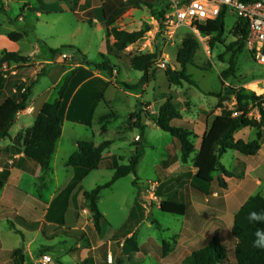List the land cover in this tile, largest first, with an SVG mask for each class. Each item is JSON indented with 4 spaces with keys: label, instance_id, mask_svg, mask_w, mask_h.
<instances>
[{
    "label": "rangeland",
    "instance_id": "1",
    "mask_svg": "<svg viewBox=\"0 0 264 264\" xmlns=\"http://www.w3.org/2000/svg\"><path fill=\"white\" fill-rule=\"evenodd\" d=\"M172 4L173 0H152L146 6L133 8L127 14L120 15L124 5L121 0H0V35L22 33L24 38L18 44V51L25 57H32L23 71H17L15 65L7 68L11 75L20 77L24 88L32 86L38 75L50 66L66 65L71 71L73 66L83 62L82 57L71 49H64L57 55H51L49 49L74 46L90 63H101L102 57L108 56V42L112 41L107 37L105 22L111 24L110 28L130 32L145 30L144 38L130 46L126 54H159L152 79L144 85H140L143 74L129 66H126V70L117 67L112 75L104 73L108 88L105 80L94 76L91 70H81L73 79L64 107H72L74 114L81 118L77 126L78 136L83 141L98 145L111 142L112 146L104 156H116L121 159L122 165L128 164L135 151L134 145L138 142L142 145L143 154L136 175H129L102 191L98 201V208L103 215L100 230L96 229L93 213L81 196L84 189L92 191L111 182L114 171L102 167L99 171L89 172L90 175L82 184H76L72 190L70 202L78 207L84 220L81 227L84 228L82 232L86 239L82 245L89 250L85 261L78 259L80 250H75L72 240H68V245L64 246L66 251L61 256L52 254V225L64 227L60 204L65 199L58 196L46 217L52 194L57 192L58 185L67 187L74 184L76 180H73V174L67 176L58 170V181L52 184L51 174L44 188L32 170H25L19 187L22 192L17 193L12 186L5 191L9 199L8 203L0 206V234L4 248L22 249L27 264L48 254L53 259L52 264H189L190 255L175 253L174 250L179 242L192 234L196 236L194 242L197 243L194 250L205 247L219 233L222 243L231 254L234 216L250 197H264V129L261 130L262 147L255 157L234 151L223 155L222 165L235 177L227 179V190L213 185L212 197L206 199L207 202L199 199L200 202L193 201L190 193L196 153L184 164L180 160L181 153L175 139L150 121V116L158 115L169 98L180 108L181 113L203 117L220 112L218 98L210 94H222L228 100L225 108L234 110L237 106V91L245 89L257 97L264 89V66L255 61L244 42H239L232 50L229 48L238 42L233 33L239 22L235 12H226L223 43L211 47V38L195 32L193 28H175L168 23ZM102 5L103 8L98 12L102 22L91 25L86 12ZM188 37L196 38L200 43L198 52L186 69L198 88L187 84L183 88L171 87L165 75L166 67L170 65L174 70H181L176 57ZM241 46L243 50L239 52ZM235 52L236 73L223 79L222 74L228 70ZM109 58L113 65L119 62ZM59 77L60 72H57L52 77L39 79L26 111L17 116L10 137L2 145L7 147L4 154H0V169H4L3 172L10 175L11 169L19 167L15 159L13 163L8 162L9 158L22 153L14 146V140L19 133L34 125L35 122L28 117L34 116L39 104L55 101L57 90L65 78L57 83ZM10 95V91L3 93L0 104ZM103 96L104 100H101ZM135 112L137 115L134 116ZM105 116H111L112 119L105 123L107 131L102 132L100 119ZM138 120L145 127L144 131L137 127ZM175 125L184 124L176 122ZM66 129L68 132V124ZM203 131L204 126L193 131L195 149ZM257 135L258 130L247 129L237 138L251 142L257 139ZM9 155L12 157L7 158ZM64 159L65 153L61 152L57 166L64 165ZM28 162L38 167L33 161ZM19 172L20 168L14 174L18 175ZM22 195L25 199L20 206L16 196ZM2 196L3 192H0V201ZM168 198L187 204L184 217L160 210V204ZM221 199L225 200L223 204ZM136 202L140 209L136 218L131 219ZM65 230L67 228L56 229V235L63 236ZM132 237V243L127 244L126 241ZM166 246L168 252L165 255ZM110 256L113 258L112 263L108 261ZM0 264H19L13 251L1 249V241Z\"/></svg>",
    "mask_w": 264,
    "mask_h": 264
},
{
    "label": "trees",
    "instance_id": "2",
    "mask_svg": "<svg viewBox=\"0 0 264 264\" xmlns=\"http://www.w3.org/2000/svg\"><path fill=\"white\" fill-rule=\"evenodd\" d=\"M149 2H152V0H129L125 4L128 8H138L142 5H148ZM77 17L80 19L79 15ZM225 18L226 12H223L218 19L198 26V31L203 36L211 38V47H215L218 43H223ZM93 19L90 16L87 21L92 25ZM104 26L107 37L113 39V43L108 42V56H103L101 63H90L88 58L74 46L62 47L56 50L49 49L51 55H57L64 49H71L82 57L83 62L72 67V71L65 76L63 83L57 90V98L53 102L44 104L34 125L25 132L19 133L14 140V146L20 149L27 159L40 166L42 175L39 179L44 188H46L45 183L52 174V162L63 134L62 119L60 117L62 101L77 72L83 66H93L99 72L112 75L117 70V66L113 65L110 61L109 57H112L119 62L129 65L132 70L142 73L140 85L149 83L152 79L153 69L159 60L157 52L154 54H140L138 56H131L125 53L130 46L139 43L144 38L145 30L128 32L118 28H110L111 24L109 22H105ZM233 33L238 42L233 43L229 47L231 50L239 42H244L246 45L248 27L242 19H239V22L233 29ZM8 38L16 43L20 42L24 36L22 33L14 32L9 34ZM199 48L200 43L196 38L188 37L184 40L176 57V62L181 67V70H174L170 65L165 70L166 78L171 87L183 88L187 84L198 88L197 83L191 75L187 74L186 69L191 65ZM242 50L243 46L238 51L242 52ZM236 54L237 52L232 56L228 70L223 72V79L235 75ZM30 61V57H25L17 52L3 50L0 53V95L7 88L10 89L11 93L0 104V142L10 137V131L16 122V118L21 112L26 111L33 89L38 84L39 79L46 77L54 67L50 66L44 69L32 86L24 88V83H22L20 77L18 75H11L7 68L10 65H15L18 67L17 71H23L27 69L26 65ZM210 96L218 98V109H221L222 113L214 119L211 127L203 136L200 149L197 153L192 141L194 136L192 125L189 123L183 126L175 125L176 122L182 120V113L171 98L160 108L158 115L150 116V121L156 127L169 133L175 139L180 149L181 161L184 164L196 153L193 161V169L196 171V174L193 177L191 189L194 195L203 200L212 197L213 185H217L222 190H227L226 179L235 177L222 165L221 158L223 155L229 151H234L247 157H255L261 150L263 139L261 134L262 122L251 119L249 116L253 107L263 102V98L256 97L254 93L248 90L240 89L236 93V108L229 110L224 106L228 100L222 94H210ZM133 115H137V112ZM111 116H105L100 119V123L103 125L102 132L107 131L105 123L112 119ZM139 121L136 122V125L144 131L145 127ZM245 128L258 130L257 139L251 142L236 141L235 135ZM111 146L112 143L109 141L103 142L100 145H96L92 141H81L78 144V150L70 156L67 162L68 168H83L94 172L104 167L107 170L114 171L111 182L98 186L92 191L84 192V199L93 213L94 224L97 230H100L101 220L103 219V215L98 208V201L102 191L111 188L117 181L129 175H136L143 154L142 145L138 142L134 145L135 151L128 164L122 165L120 164V158L116 156H104ZM8 177L9 173L3 172L0 174V191L4 189ZM221 202H223V199H221ZM139 209L140 205L136 202L131 213V219L136 218V213ZM160 210L166 214L184 217L187 212V204L183 201L168 198L160 204ZM251 212L264 213L263 196L256 195L250 197L234 216L231 228V235L233 237L231 241V254L222 243L219 233H216L209 244L195 250L188 257L189 264H264V248L253 246L254 241L257 239V230L264 232V220L250 221L248 217ZM70 233L75 236L78 232H67L68 235ZM133 239V237L130 238L126 243H132ZM164 252L166 255L168 252L167 246L164 247ZM22 253V249H17L13 252L14 258L18 259V262L21 264L25 262L24 257L21 256Z\"/></svg>",
    "mask_w": 264,
    "mask_h": 264
},
{
    "label": "crops",
    "instance_id": "3",
    "mask_svg": "<svg viewBox=\"0 0 264 264\" xmlns=\"http://www.w3.org/2000/svg\"><path fill=\"white\" fill-rule=\"evenodd\" d=\"M121 1L123 2L124 5H123V10L120 11V15H122V14L125 15V14H127L129 12V10H132L133 8H128L126 6L125 3H127L129 0L128 1L121 0ZM102 8H103V5L99 6L97 8L90 9L89 11L86 12L87 17L88 18L90 16L93 17L94 18L93 19V23L102 22L101 16L98 13ZM92 12H94V13L91 14ZM125 31H127V30H125ZM128 32H130V31H128ZM110 40H112L111 43H113V39H109V41ZM19 43L20 42H16V43L12 42L8 38V36H6L4 34L0 35V51L6 50L8 52H17V53L21 54V52L18 51L19 50L18 49L19 48V46H18ZM102 56H103V54H102ZM30 58L32 59L31 56H30ZM116 66L120 67L122 70H126L127 69L126 66H129V65L124 64L122 62H118L116 64ZM84 69L88 70V71L89 70L94 71V76H99V77L103 78V80H105V82L107 83V88L109 87L107 78L104 75V73L97 71L93 66H89V67L88 66H83L81 70H84ZM71 71L68 70L66 67L56 66V67H53L50 70V72L48 73L46 78L47 77L48 78L52 77L53 74H55L57 72H60V77H59L58 82H57V83H59L60 80L64 76L69 74ZM80 71H78L77 74ZM76 75L74 76V78L76 77ZM73 79H72V81L70 83L69 89L71 87ZM69 89H68V91H69ZM7 91L9 92L10 89L9 88L5 89V91L3 93H5ZM68 91H67V93H68ZM3 93H1V95H3ZM67 93H66V95H65V97H64V99L62 101V107H61V110H60V117L62 119L63 134H62V137H61V139H60V141L58 143L56 155H55L54 160L52 162V184L55 181H58L57 180L58 170L63 171L64 173H66L67 176L70 175V174H73V180H76V182L74 184H72V185L67 186V187H65V186L62 187V186L58 185V187L56 188L57 192L52 194L51 201H50L49 204H47L48 208H49V212L47 213L46 217L49 216L51 204H52V207H53V205H55V201H56L55 199L58 196L62 197V199H65V201H63V203L60 204L61 208H62V214H61L62 217L61 218L63 219L64 227L57 226V225H52V223H49L50 225H52V254L54 256H61V254L65 253V251H66V248H64V246L68 245V240H72L75 243V250H80L78 259H81L82 261H85V258L88 257V251L89 250L86 249L85 247H83V245H82V242L86 239L85 233L82 232V231H84V228L81 227V225L84 223V220H83L82 214L79 213L78 207L75 204L70 202V200H71L70 199V194H71L72 190L75 189L76 184H82V182L90 175V173H89L90 171H88L86 169H83V168H68L67 167V162H68L70 156L78 150L79 142L83 141L77 134V126H78V122H79V120H81V118L78 115L74 114V111L72 110V107H66V106L64 107V101H65V98L67 96ZM101 100H104V96L101 97ZM45 103H47V101L42 102L41 104H39L36 107V109H35L34 116L28 117V119H30L32 122L33 121L35 122V120L37 119V117H38V115H39V113H40V111H41V109H42V107L44 106ZM219 110H220V112L219 113H215L213 116L212 115L211 116H209V115L207 116L206 115V116H203V117H201V116L200 117L191 116V115H189L187 113H184V112L182 113V120L180 121V123H182V124L189 123L190 125H192L193 131L196 130L198 127L201 128L202 126H204V131L201 134V136L198 138V143L199 144H198V147L196 148L197 152L200 149L202 138L205 135V133L209 130V128L211 127L212 122L214 121V119L216 117L221 115L222 111H221V109H219ZM21 113H23V112H21ZM81 122H83V121H81ZM67 124L69 126V131L68 132H67V129H66V125ZM247 129H250V128H245V129L240 130L235 135V140L236 141L242 140L240 138L238 139L237 136L239 134L243 133L244 131H246ZM243 141L247 142L245 139ZM3 143H4V140L2 142H0V154H4V151L7 148V147L5 148L4 146H2ZM96 145H98V144H96ZM61 152L65 153V159L63 161L64 165H61L59 167V166H57V160H58L59 155L61 154ZM9 157H12V156L9 155L7 158H9ZM14 159L17 160V164L19 162L20 165H18L19 167H15L14 169L10 170V175L8 177L7 183H6L5 187H4V189L0 191V192H3V196H2V199L0 201V206L2 204L8 203L9 196L6 194L5 191L7 190V188L9 186L15 187V191L17 193L22 192V191H20L19 187H20V182H22L21 178H23L25 170H27V171L28 170H32L34 172V175H35L36 179H39L40 176L42 175L40 166L37 164L38 167H36V166L32 165L30 162H28L29 159H27L25 157L23 152L20 153L19 155L14 156L13 158H9L8 162L9 163H13ZM18 168H20V172H19L18 175H15L14 173L18 170ZM81 170H83V171L80 172ZM3 171H4V169H0V174L3 173ZM195 174H196V171L193 169V177H194ZM226 181H227V179H226ZM15 184L17 186H15ZM85 191L86 190L84 189L83 193H82V196H81V198L83 200H84V192ZM190 193H191V197H192L193 201L196 200V201H200L201 202L202 199L199 200L200 198L197 197L196 195H194V193L192 192L191 185H190ZM24 199H25V197L23 195L19 196V197L16 196L17 204L22 206L23 203H24ZM204 200L206 202L208 201L206 199H204ZM224 201L225 200H223V202ZM214 202H215V200L213 201V203ZM223 202H221V203L223 204ZM60 228H63V229L67 228V230L64 231L63 236H57L56 235V233H57L56 229L60 230ZM31 231L35 232L36 230H31ZM72 231L78 232L77 235L74 236L71 233L69 235L67 234V232H72ZM18 234H20V233H18ZM22 237H23V242H24V236L22 235ZM195 238H196V236L193 235V234L186 236V240H183L182 242H179L175 246L174 252L175 253L180 252L181 254H184V255H187V254L191 255L195 251L194 250L195 245H197V243L194 242ZM0 241H1V249L2 250H4V251H13V252L15 250H17L16 248H15V250L14 249H10V250L5 249L3 241H2V238H1V234H0ZM189 243L191 244L190 246H188ZM58 246L59 247L62 246V247H60V249H58ZM190 249H192V250H190ZM172 254L173 253H171L170 255H172ZM21 256H23V254ZM21 256H20V258H21ZM49 256H51V255H49ZM24 260H25V258H24ZM19 264H21V263H19ZM23 264H27V261H25ZM29 264H39V260L38 261H30Z\"/></svg>",
    "mask_w": 264,
    "mask_h": 264
},
{
    "label": "built area",
    "instance_id": "4",
    "mask_svg": "<svg viewBox=\"0 0 264 264\" xmlns=\"http://www.w3.org/2000/svg\"><path fill=\"white\" fill-rule=\"evenodd\" d=\"M128 1V0H125ZM235 12L248 27L246 48L253 55L255 61L264 66V0H173L172 13L168 16V23L172 27H188L198 31V26L218 19L223 12ZM257 97L263 98L260 105H255L250 113V118L262 122L264 129V89ZM113 262L112 256L108 258ZM53 259L44 255L39 259V264H51Z\"/></svg>",
    "mask_w": 264,
    "mask_h": 264
},
{
    "label": "clouds",
    "instance_id": "5",
    "mask_svg": "<svg viewBox=\"0 0 264 264\" xmlns=\"http://www.w3.org/2000/svg\"><path fill=\"white\" fill-rule=\"evenodd\" d=\"M249 220H264V213L258 214L256 212L249 213ZM257 239L254 241L253 246L258 248H264V232L257 230Z\"/></svg>",
    "mask_w": 264,
    "mask_h": 264
}]
</instances>
